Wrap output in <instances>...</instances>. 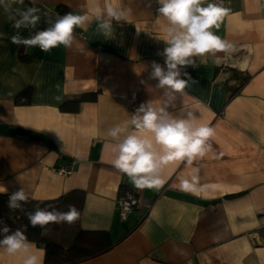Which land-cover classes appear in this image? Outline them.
Here are the masks:
<instances>
[{
    "label": "crops",
    "instance_id": "obj_1",
    "mask_svg": "<svg viewBox=\"0 0 264 264\" xmlns=\"http://www.w3.org/2000/svg\"><path fill=\"white\" fill-rule=\"evenodd\" d=\"M111 2L129 9L111 36L92 23L75 30L71 48L48 53L13 44L17 30L0 9V186L7 194L23 187L35 200L83 192L80 218L48 228L46 236L69 246L80 231L101 232L106 249L66 264H264V0H223L231 12L217 35L236 51L224 66L209 56L180 69L188 86L167 110L191 112L196 124L215 130L213 153L193 164L201 184L215 187L199 195L179 190V178L191 171L184 162L163 168L166 183L158 190L135 189L112 165L107 131L130 121L142 104L159 108L167 99L151 78L153 62L164 66L158 53L167 22L157 0ZM96 3L35 6L54 17L90 13ZM48 26L42 18L35 29L19 31L28 38ZM74 97L81 99L64 103ZM68 162L69 174L54 171ZM126 191L143 202L122 219L117 201ZM33 243L45 264L43 244ZM0 264L21 261L0 250Z\"/></svg>",
    "mask_w": 264,
    "mask_h": 264
},
{
    "label": "clouds",
    "instance_id": "obj_2",
    "mask_svg": "<svg viewBox=\"0 0 264 264\" xmlns=\"http://www.w3.org/2000/svg\"><path fill=\"white\" fill-rule=\"evenodd\" d=\"M159 17L167 22L165 48L162 53L164 66L153 62L151 78L158 80L160 89H164L167 98L163 106L156 108L151 103L142 104L132 115L130 121L117 124L107 131L113 141L111 151L114 154L113 167L129 178L137 190L160 189L166 180L161 172L171 163L184 162L191 171L187 177L179 178V190L188 194L199 195L215 185L201 184L199 168L195 161L213 153L211 140L215 130L207 124H196L191 112L172 115L167 110L175 94L183 95L188 81L181 79L180 69L203 64L209 56L214 57L217 65L227 63L236 51L235 45L217 35L221 22L231 12L224 6L223 0H157ZM24 6V0H0V9L6 15L16 34L10 37L13 44L26 48H39L48 53L63 46L71 48L75 42V30L85 25L96 24V30L104 36L113 34V22L127 20L129 9L114 6L111 0H103L91 8L90 13H66L51 16L35 6ZM46 19L49 24L43 30L28 38L20 35L21 29H35ZM138 29V28H137ZM139 31V29H138ZM222 53L220 56L218 54ZM57 101L61 97H55ZM7 189L0 186V193ZM30 196L23 187L8 197L11 211L24 212V205ZM52 210L37 207L33 212H26L32 227L47 230L50 224L75 223L80 218V211L73 205L66 212L53 206ZM0 250L8 256L19 257L21 264H43V251L29 241L24 230L12 231L8 226L0 229Z\"/></svg>",
    "mask_w": 264,
    "mask_h": 264
},
{
    "label": "trees",
    "instance_id": "obj_3",
    "mask_svg": "<svg viewBox=\"0 0 264 264\" xmlns=\"http://www.w3.org/2000/svg\"><path fill=\"white\" fill-rule=\"evenodd\" d=\"M23 94V92H21ZM20 93V95H21ZM27 95V92H26ZM81 97L67 99V101H78ZM11 194L0 193V229L8 226L12 231L21 229L25 231L29 241L43 244L45 250V264H66L77 260L85 259L89 256L102 252L105 242V235L101 232L80 231L69 246H62L54 243L46 236V231L40 227H32L27 218L26 212H33L37 207L52 210L55 207L59 211L66 212L69 205L75 206L80 212L83 205L84 194L80 190H72L63 193L55 199L35 200L30 198L24 205V212L11 211L8 208V197ZM58 224H50L48 228L56 227ZM0 238L3 234L0 233ZM100 245V247L98 246ZM97 246L99 248H97Z\"/></svg>",
    "mask_w": 264,
    "mask_h": 264
},
{
    "label": "built area",
    "instance_id": "obj_4",
    "mask_svg": "<svg viewBox=\"0 0 264 264\" xmlns=\"http://www.w3.org/2000/svg\"><path fill=\"white\" fill-rule=\"evenodd\" d=\"M82 35V33H79ZM225 63H221L220 66H224ZM71 163H66L63 166L56 167L54 171L60 175H66L71 172ZM118 208L119 216L122 219H125L134 209V207H140L142 200L137 198L133 192L126 191L120 197H118Z\"/></svg>",
    "mask_w": 264,
    "mask_h": 264
}]
</instances>
